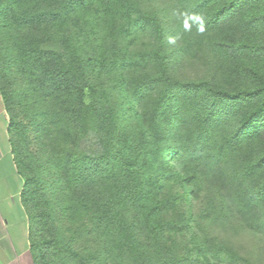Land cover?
Segmentation results:
<instances>
[{
  "label": "trees",
  "instance_id": "trees-1",
  "mask_svg": "<svg viewBox=\"0 0 264 264\" xmlns=\"http://www.w3.org/2000/svg\"><path fill=\"white\" fill-rule=\"evenodd\" d=\"M189 2L192 13L204 14L200 29L214 35L205 46L228 55L247 84H179L175 54L197 40L187 34L172 47L180 25L138 0H0V93L24 178L34 264H176L179 241L186 264H239L215 237L189 236L200 226L190 166L220 136L206 167L248 207L264 203V0ZM71 10H91L107 21V34L92 39ZM70 22L78 28L72 35L61 27ZM110 29L150 36L148 57L131 47L132 39L116 45ZM145 60L150 76L140 73ZM26 106L42 165L37 173L22 146ZM155 127L170 140L167 150L157 144ZM90 133L97 143L88 151L81 142ZM147 147L155 152L150 172L141 169ZM221 217L216 210L211 220ZM257 227L262 231L264 221Z\"/></svg>",
  "mask_w": 264,
  "mask_h": 264
},
{
  "label": "rangeland",
  "instance_id": "rangeland-1",
  "mask_svg": "<svg viewBox=\"0 0 264 264\" xmlns=\"http://www.w3.org/2000/svg\"><path fill=\"white\" fill-rule=\"evenodd\" d=\"M138 2L141 8L157 14L158 17L162 16L164 22L169 23V21L172 22L173 20V24L177 23L180 25L178 32L174 34L176 41L171 43L172 47L176 45L177 48V45H179L177 43H181V38L187 34H189L188 38H196L197 42L194 46L190 48L186 46L183 50L178 49L179 51L175 54L177 55V62L173 67L172 74L179 84H199L206 81L218 83H248L241 68L239 69L236 64L231 65V60L228 55L217 51L215 52L214 50L211 52L205 46L209 38L211 41L214 40V35L212 31L208 29L207 32L200 29L201 19L199 16L203 13H192L189 0H138ZM88 11L91 10H87L86 12ZM86 12L71 10V15L74 20L78 21L80 19V21L86 22L89 26L92 39L96 40L97 36L100 37L102 34L105 36L107 34L105 26L107 21L99 22ZM185 15L187 17L186 19L190 16L191 20H186ZM61 27L65 31L69 28L68 31L70 33L68 34L71 35L74 32H78V28H76L72 22L67 25H62ZM115 37L119 39L116 43L119 47L124 46L125 41L132 39L133 44L131 47L138 49L140 56H145V58L148 57V44L151 41L150 36L144 34L142 37L139 33L131 36V34H127L121 30H111V41L114 42ZM199 45L203 47L200 48ZM212 48L213 47H211V49ZM123 53L124 51L119 52L115 54L114 57H119ZM136 60H139V58L137 57ZM147 63L146 60L142 62L143 66L140 69V73L150 76L153 70ZM10 68L14 73L16 69L14 64L11 63ZM112 76L113 74L107 75L108 78ZM148 76L144 77L148 78ZM136 81L137 80H135L134 84H136ZM29 106H26L24 110L25 116L24 114L21 115L23 125L27 128L22 146L28 151V155H31L30 157L25 155L26 164L29 165L32 173H37V171L42 168V165L39 161L37 143H35L33 139L34 129L29 122L30 116L26 115V113H28V115L31 113ZM141 128L142 127H140V129ZM152 133L154 137L159 138L157 144L159 143V146L164 145V150H167L170 140L168 141V139H165V132L155 127ZM149 141L150 144H152L150 139ZM96 143L97 140L95 136L93 133H90L81 142V146L89 151L94 148L92 147L93 144L96 146ZM222 144L223 142L220 136H216L210 145L207 146L208 151L204 154L205 158L202 159L201 162L190 166V171L195 174L197 178L194 190L199 193L198 200L199 203L202 204V209L200 212L198 210L200 204L194 201V215L198 213L197 220L200 222V226L198 229L195 227L194 230H190L189 236L194 232L195 236L198 238H203L204 236L215 237L221 244L227 246L231 252L238 255V258L232 259V262L236 261L239 264H264V228L261 231L257 227L258 223L264 221V203H259L258 205L254 204L248 207L249 205L245 203L244 198L229 191L228 186L225 185V180L221 179V175L214 173L209 167H206L209 166L208 158L213 155ZM148 147L152 149V146ZM148 147V153H151ZM154 154L155 152L148 154L142 163L141 169L146 172L154 170L156 166H152V163H155ZM223 195H229L230 200L227 197H223ZM216 210L221 211L223 217L211 220ZM185 240H188V234H186ZM180 243L179 241V243L173 244V249L175 246L178 248L174 261L176 264H186L185 253L187 249L184 244ZM225 262L228 264L229 260Z\"/></svg>",
  "mask_w": 264,
  "mask_h": 264
},
{
  "label": "crops",
  "instance_id": "crops-1",
  "mask_svg": "<svg viewBox=\"0 0 264 264\" xmlns=\"http://www.w3.org/2000/svg\"><path fill=\"white\" fill-rule=\"evenodd\" d=\"M8 125L9 116L0 93V264H34L29 221L21 199L24 178L14 160Z\"/></svg>",
  "mask_w": 264,
  "mask_h": 264
}]
</instances>
